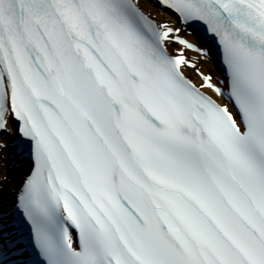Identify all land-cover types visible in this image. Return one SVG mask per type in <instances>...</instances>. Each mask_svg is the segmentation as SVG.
I'll list each match as a JSON object with an SVG mask.
<instances>
[{
    "label": "snow or ice",
    "instance_id": "6c2138e0",
    "mask_svg": "<svg viewBox=\"0 0 264 264\" xmlns=\"http://www.w3.org/2000/svg\"><path fill=\"white\" fill-rule=\"evenodd\" d=\"M160 2L216 42L227 94L139 0H0V152L30 147L36 257L0 212V264H264V0Z\"/></svg>",
    "mask_w": 264,
    "mask_h": 264
},
{
    "label": "bare ground",
    "instance_id": "6f19581e",
    "mask_svg": "<svg viewBox=\"0 0 264 264\" xmlns=\"http://www.w3.org/2000/svg\"><path fill=\"white\" fill-rule=\"evenodd\" d=\"M139 3H140V8L148 16L153 18L158 24H166L173 29H178L176 21L173 20L171 17H169L164 12L157 10V8H155L149 2V0H139ZM178 35H179V37L185 36V40L187 42L192 43L198 49H201L205 52V49L203 47H201L198 43V36L193 31H187L185 33L179 29ZM171 45H172V43H169L168 47H167V50L169 53H171V54L173 53V55L175 54V56H176L177 53L182 50L183 54H185L186 49H182L181 45H178L179 50L177 52L172 50ZM196 67H197V65H196ZM197 68H199L201 71H203L206 75H211L213 78V83L216 84L218 87H220L224 92L227 91V86H226L227 79L221 75L216 64L212 63L211 61H205V64L203 66H200ZM181 70L186 77H189L192 80V83L194 85H196L197 87L200 86L202 81H201L200 77H198L196 75L194 69L188 68V67L182 65ZM201 91L204 92L205 94H207L208 96L212 97L214 100H216V102H218L222 106L228 103V101L226 99L221 98V97H217L216 94L213 91H211L210 89H201ZM7 139H10V138H7ZM10 141H12V139ZM0 155H1L0 157H6V159H0V176L6 175L8 178H11L12 181L9 184V187L12 190L11 192L14 193V195H15V193L18 194V190L22 188L24 180L26 179V177L31 172V166L29 163H27L25 161V159L24 160L22 159V161L20 163L17 161H16V163L13 162L14 160H17V158H18V156L16 155V148H14V147L6 149V151H4V152H0ZM9 163H11V167L9 166ZM17 163H19V165H17ZM4 185H5V183L2 186H4ZM8 201H9V199H7V202ZM0 203L3 204V206L1 208L5 209L6 203L4 201L1 202V200H0Z\"/></svg>",
    "mask_w": 264,
    "mask_h": 264
},
{
    "label": "rangeland",
    "instance_id": "374dc122",
    "mask_svg": "<svg viewBox=\"0 0 264 264\" xmlns=\"http://www.w3.org/2000/svg\"><path fill=\"white\" fill-rule=\"evenodd\" d=\"M174 48L176 50H178L177 45H174ZM206 53H207V56H202V55H200L197 52H194V51H191V50H188L187 51V55L189 57V60L191 62H194L197 65V67L203 66L205 64V61H211V59H210L209 54H208L207 51H206ZM11 181H12V179L11 178H8V180L5 183V185L2 186V187L0 186V194H2L4 192H7L6 190H8L9 184L11 183Z\"/></svg>",
    "mask_w": 264,
    "mask_h": 264
}]
</instances>
